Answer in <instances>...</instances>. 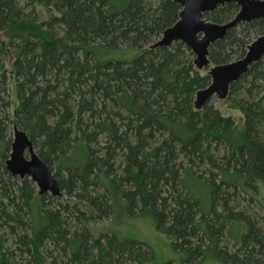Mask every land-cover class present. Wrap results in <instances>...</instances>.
<instances>
[{"label": "trees", "instance_id": "obj_1", "mask_svg": "<svg viewBox=\"0 0 264 264\" xmlns=\"http://www.w3.org/2000/svg\"><path fill=\"white\" fill-rule=\"evenodd\" d=\"M239 11L233 0L205 19ZM181 12L174 0H0V264H152L144 243L93 234L117 207L154 218L184 264H264V60L226 99L243 126L198 110L210 69L181 42L152 47ZM262 35L264 18L240 24L211 45V66ZM125 49L140 54L100 56ZM15 128L62 196L8 171Z\"/></svg>", "mask_w": 264, "mask_h": 264}, {"label": "water", "instance_id": "obj_2", "mask_svg": "<svg viewBox=\"0 0 264 264\" xmlns=\"http://www.w3.org/2000/svg\"><path fill=\"white\" fill-rule=\"evenodd\" d=\"M182 7L179 21L167 29L153 48H169L175 43L185 44L195 55L198 69H209V49L223 40L229 31L240 24L251 23L264 18V0H234L240 5L237 16L226 24H217L205 19L218 8L233 0H174ZM264 60V35L256 39L248 48L243 59L210 68L211 84L197 93L195 106L203 109L213 99L226 100L232 84L246 75L250 68ZM29 154V155H28ZM29 159H27V156ZM7 169L14 177L30 178L41 195L62 196L58 180L50 167L35 152L33 144L24 132L15 128L12 153L7 161Z\"/></svg>", "mask_w": 264, "mask_h": 264}, {"label": "rangeland", "instance_id": "obj_3", "mask_svg": "<svg viewBox=\"0 0 264 264\" xmlns=\"http://www.w3.org/2000/svg\"><path fill=\"white\" fill-rule=\"evenodd\" d=\"M42 18L47 17V13L41 10ZM125 47H123L124 49ZM140 54L136 49H125L113 52H100L102 59L106 61H127L130 62ZM235 62V61H234ZM213 67L210 66L209 69ZM212 104L216 105L224 115L234 117L239 126L244 125V115L239 110L228 108L226 100L213 99ZM14 134V132H13ZM29 159L28 155L26 156ZM259 197L264 201V184L259 183ZM242 198L245 199L244 195ZM95 236L103 233L115 234L123 240H134L144 243L153 252L152 264H184L186 254L174 247V240L167 234L159 231L154 218L150 216L130 215L123 207H117L113 216L92 226ZM206 264H219L207 262Z\"/></svg>", "mask_w": 264, "mask_h": 264}]
</instances>
